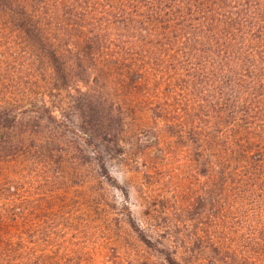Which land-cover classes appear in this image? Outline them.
Masks as SVG:
<instances>
[{
	"label": "rangeland",
	"instance_id": "obj_1",
	"mask_svg": "<svg viewBox=\"0 0 264 264\" xmlns=\"http://www.w3.org/2000/svg\"><path fill=\"white\" fill-rule=\"evenodd\" d=\"M198 5L0 0V264H264V84Z\"/></svg>",
	"mask_w": 264,
	"mask_h": 264
},
{
	"label": "trees",
	"instance_id": "obj_2",
	"mask_svg": "<svg viewBox=\"0 0 264 264\" xmlns=\"http://www.w3.org/2000/svg\"><path fill=\"white\" fill-rule=\"evenodd\" d=\"M198 1L200 15L209 13L210 16L204 18L200 16V22L204 26L211 24L212 39L220 49V51L214 50L211 55L213 59H220L216 61L218 64L215 66L216 71L222 75L229 72L237 75L230 78L231 82L228 84L235 92H239V81H248L253 87L264 84V0ZM252 96L254 104L244 111H239L237 108L245 99L242 95L236 102L230 104L226 111L233 115L235 125H242L248 140L258 146L259 143L254 138L263 136L254 124H264V112L254 101L259 95L252 93ZM11 107L14 106H8L7 112L1 114V120L3 121L4 118L5 121L12 120L13 125L9 128L10 131L16 132L18 124L22 123L24 111L23 109L11 111L9 110ZM2 121L0 131L2 127H6ZM263 146L261 145V150Z\"/></svg>",
	"mask_w": 264,
	"mask_h": 264
}]
</instances>
